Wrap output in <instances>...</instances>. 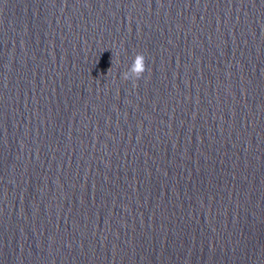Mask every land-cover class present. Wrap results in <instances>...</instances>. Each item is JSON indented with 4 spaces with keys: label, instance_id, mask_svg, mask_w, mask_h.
<instances>
[{
    "label": "water",
    "instance_id": "95a60500",
    "mask_svg": "<svg viewBox=\"0 0 264 264\" xmlns=\"http://www.w3.org/2000/svg\"><path fill=\"white\" fill-rule=\"evenodd\" d=\"M0 264H264V0H0Z\"/></svg>",
    "mask_w": 264,
    "mask_h": 264
},
{
    "label": "clouds",
    "instance_id": "9594fccd",
    "mask_svg": "<svg viewBox=\"0 0 264 264\" xmlns=\"http://www.w3.org/2000/svg\"><path fill=\"white\" fill-rule=\"evenodd\" d=\"M118 62V61H117ZM146 71L145 57L143 54H137L128 70L123 73V79L138 81Z\"/></svg>",
    "mask_w": 264,
    "mask_h": 264
}]
</instances>
